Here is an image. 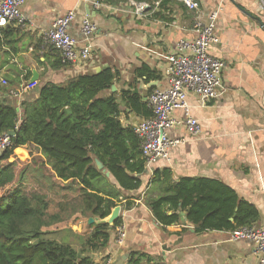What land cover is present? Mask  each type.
<instances>
[{
  "label": "crops",
  "instance_id": "1",
  "mask_svg": "<svg viewBox=\"0 0 264 264\" xmlns=\"http://www.w3.org/2000/svg\"><path fill=\"white\" fill-rule=\"evenodd\" d=\"M92 1H28L22 8L28 19L25 27L10 25L3 29L14 44L3 46L8 61L0 71V90L4 88L2 80L15 91L33 85L32 89H37L34 95L29 98L28 93L23 95V101H29L38 96L45 83L63 84L80 74L113 68L121 78L103 96H110L111 92L120 96L123 90L136 88L147 103L151 92L168 88L167 57L176 45L180 40L193 39L197 19L208 23L210 14L221 6L216 25L220 43L211 48L210 54L225 63V92L206 105L195 95L188 96L190 115L201 125L200 136L192 137L185 125L168 130L171 139H185L186 143L172 150L170 161H159L146 169L140 176L139 190H121L126 199L120 204L126 238L120 244L116 228L107 248L89 256L93 262L110 257L116 264H130L134 253L144 256L139 264H258L252 241H235L231 237L234 231L229 230L199 232L181 210L179 222L164 226L154 218L146 201L149 196L160 195L159 187L151 186L155 170L170 168L174 182L205 178L224 183L259 212V220L252 226L264 227V0H203L196 12L188 10L179 0H172L163 8L156 5L143 17L133 13L130 3L97 9ZM73 10L77 21L71 31L78 48L85 45L81 21L89 17L98 27L92 38V55L83 65L53 69L58 54L44 45V34L56 18ZM143 65L159 73L161 79L149 83L137 79L135 73ZM35 75L37 80L31 82ZM0 100L20 104L1 92ZM119 103L128 113L122 117L125 126L134 127L145 120L126 109L124 101ZM173 116L184 120L185 111L177 109ZM108 178L117 184L111 175ZM128 202L133 204L131 209L126 207ZM172 214L173 211H168V215ZM71 229L80 234L83 224Z\"/></svg>",
  "mask_w": 264,
  "mask_h": 264
},
{
  "label": "trees",
  "instance_id": "2",
  "mask_svg": "<svg viewBox=\"0 0 264 264\" xmlns=\"http://www.w3.org/2000/svg\"><path fill=\"white\" fill-rule=\"evenodd\" d=\"M97 1L105 5L130 2ZM134 1L148 3L151 8L159 3L163 8L172 0ZM4 44L13 47L14 40L1 30L0 71L8 61ZM63 66L58 54L52 68ZM135 76L148 83L161 79L159 73L146 65L138 69ZM120 78L116 69L105 68L100 73L77 75L63 84L48 82L39 89L35 99L21 103L20 111L19 106L0 100V136L16 133L10 147L0 154V264H91L93 260L89 254L107 248L111 232L122 224V219L109 225L90 224V218L107 219L124 199L121 190H139L142 187L140 176L146 171L142 142L134 127L123 124L122 117L128 113L119 102L124 101L126 109L139 118L153 116L136 88L123 90L120 96L112 92L110 96H103ZM9 91L8 85L0 90L2 96ZM25 147H33L45 156V166L63 188H77L80 196L75 205L77 209L62 226L67 236L80 244L79 250L67 241V237L63 242L46 238L52 233L46 229L56 224L55 221L62 222L59 215H48V194L26 193L22 187L23 171L17 184L12 185L17 174L16 163L10 160ZM96 161L111 174L116 185L98 169ZM152 185L159 187L160 195L149 196L146 203L154 218L164 226L179 222L180 210L187 213L189 222L199 232L236 231L254 225L260 217L253 205L241 200L233 189L217 180L184 178L174 182L171 169L163 168L155 170ZM126 207L131 209L133 204L128 202ZM168 211L173 214L168 215ZM48 217L54 224L46 220ZM81 223L82 233H74L70 226ZM143 257L134 253L130 264L141 263Z\"/></svg>",
  "mask_w": 264,
  "mask_h": 264
},
{
  "label": "built area",
  "instance_id": "3",
  "mask_svg": "<svg viewBox=\"0 0 264 264\" xmlns=\"http://www.w3.org/2000/svg\"><path fill=\"white\" fill-rule=\"evenodd\" d=\"M31 0H0V30L10 25L25 27L27 17L22 8ZM188 10L196 12L200 9L203 0H179ZM93 5L100 9L107 5L93 0ZM133 13L143 17L153 8L148 3H138L130 0ZM156 5H159L157 3ZM222 7L218 6L209 16V22L203 23L197 19L193 25V39H183L176 45L175 51L167 57L165 73L169 86L166 90H155L150 93L147 105L152 110L153 116L134 126L135 133L142 142V154L146 161V169H151L159 161H170L172 150L186 143L185 139L175 140L168 135V130L185 125L192 137H199L201 125L190 115L187 98L190 94L198 97L202 105L221 98L225 92L223 70L225 63L211 56L212 47L220 43L216 25L220 18ZM77 21L76 11L56 18L45 32L43 41L46 47L58 52L62 64L83 65L91 57L93 51L92 38L98 31L97 25L85 17L81 21L80 33L85 40V45L78 48V43L72 34V27ZM7 86V81L2 80ZM33 85H25L21 89L10 90L7 96L23 101V95L32 89ZM20 108V107H19ZM18 108V110H19ZM185 111L184 120L173 116V111ZM11 136H0V154L11 145ZM126 228L118 227L119 243L126 238ZM235 241L249 240L255 244L254 253L258 257V264H264V227H244L231 235ZM91 264H116L112 258H104Z\"/></svg>",
  "mask_w": 264,
  "mask_h": 264
},
{
  "label": "rangeland",
  "instance_id": "4",
  "mask_svg": "<svg viewBox=\"0 0 264 264\" xmlns=\"http://www.w3.org/2000/svg\"><path fill=\"white\" fill-rule=\"evenodd\" d=\"M35 91H37L36 88L30 89L27 92L26 98L32 97ZM20 105L21 103L19 106ZM10 161L16 163L15 171L17 174L16 181L12 185H15L19 178V174L23 171L25 173V179L22 182V187L25 192L29 195L36 193L45 196V194H48L50 204L48 215L50 217L52 215H59L62 220V222L59 220L55 221L56 224H54L52 218L48 217L46 219L49 223L54 224L51 228L46 229L47 231H52V233L46 235V238L63 242L64 237H67V241L69 240V242H72L73 246L79 250L81 248L80 244L76 243L73 237L67 236L66 228L62 226L63 221H68L77 209L75 205L80 200L77 188L75 186L71 190L63 188L62 184L53 178L50 168L45 166V156L33 147H25L18 150ZM10 188L11 186L1 193L3 194ZM96 220L98 221V219ZM75 226L70 227L73 228ZM43 232H45V227Z\"/></svg>",
  "mask_w": 264,
  "mask_h": 264
},
{
  "label": "water",
  "instance_id": "5",
  "mask_svg": "<svg viewBox=\"0 0 264 264\" xmlns=\"http://www.w3.org/2000/svg\"><path fill=\"white\" fill-rule=\"evenodd\" d=\"M36 80H37V76L35 75L31 79V82H35ZM15 134H16L15 132H10L9 133V135L11 137L15 136ZM96 164H97L99 170H102L104 173H106V175L108 177H110L111 174L108 173L106 170H104L103 166L98 161H96ZM121 210H122V208L120 206H117L116 208L113 209L111 215L107 219L101 220L100 223H108L109 225H114V223L120 218ZM93 222H95V219L94 218H90L89 223L91 224Z\"/></svg>",
  "mask_w": 264,
  "mask_h": 264
}]
</instances>
